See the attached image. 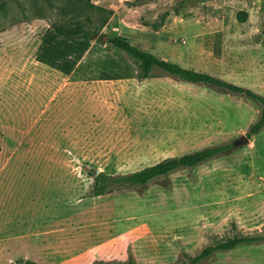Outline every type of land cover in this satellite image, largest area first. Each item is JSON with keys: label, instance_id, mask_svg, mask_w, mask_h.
I'll return each instance as SVG.
<instances>
[{"label": "rangeland", "instance_id": "1", "mask_svg": "<svg viewBox=\"0 0 264 264\" xmlns=\"http://www.w3.org/2000/svg\"><path fill=\"white\" fill-rule=\"evenodd\" d=\"M63 19L99 28L69 74L36 59ZM115 35L264 94V0H0V264H182L214 239L264 233V126L233 145L259 101L159 67L138 78ZM227 143L146 184L92 192L90 168ZM198 264H264V241Z\"/></svg>", "mask_w": 264, "mask_h": 264}, {"label": "trees", "instance_id": "2", "mask_svg": "<svg viewBox=\"0 0 264 264\" xmlns=\"http://www.w3.org/2000/svg\"><path fill=\"white\" fill-rule=\"evenodd\" d=\"M86 5L87 3L76 5L73 12L78 13ZM90 6L94 7L102 16H107L110 13V10L102 6L94 4ZM237 17L239 20L244 19V16L240 15V13H238ZM69 22V19L52 22L42 34L40 45L36 51L37 60L65 74H69L75 68L99 29L98 27H85L80 22ZM109 41L113 46L124 50L135 60L137 64L136 76L138 78L150 76L152 69L159 67L182 80L219 85L256 99L261 106L260 115L246 134L251 136L264 126V94L257 93L250 88L219 78L208 72L184 67L177 62L161 58L155 53L135 45L129 39L123 38V35L112 36ZM231 146L232 144L229 143L207 146L180 155H172L152 164L123 173H107L103 170L90 168L88 172L93 177L92 192L95 195H99L115 188L143 185L179 168L199 164L229 149ZM262 241H264V233H235L225 239H214L211 243L203 246L198 253L194 255L185 254L186 261L182 264H198L216 251L232 249L242 243H259ZM23 264L38 263L27 259ZM124 264H135V262L133 259H129Z\"/></svg>", "mask_w": 264, "mask_h": 264}, {"label": "water", "instance_id": "3", "mask_svg": "<svg viewBox=\"0 0 264 264\" xmlns=\"http://www.w3.org/2000/svg\"><path fill=\"white\" fill-rule=\"evenodd\" d=\"M126 39V36H123ZM250 140V137L247 134H241L237 139L233 141V145H242Z\"/></svg>", "mask_w": 264, "mask_h": 264}]
</instances>
